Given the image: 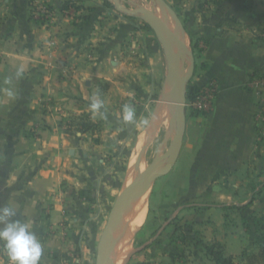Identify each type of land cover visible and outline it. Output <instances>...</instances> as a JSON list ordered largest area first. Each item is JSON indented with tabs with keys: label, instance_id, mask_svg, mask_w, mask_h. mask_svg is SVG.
<instances>
[{
	"label": "crops",
	"instance_id": "0c3cea01",
	"mask_svg": "<svg viewBox=\"0 0 264 264\" xmlns=\"http://www.w3.org/2000/svg\"><path fill=\"white\" fill-rule=\"evenodd\" d=\"M40 3L52 12L47 24L37 20ZM103 4L0 0V206L15 207L17 218L31 224L43 245L39 264H94L105 221L93 162L125 127L111 115L113 101L140 96L156 75L154 46L143 25ZM194 14L197 18L185 20L199 49L185 82L186 104L210 79L218 91L204 118L185 105L183 140L172 169L180 164L201 195L202 203L195 204L200 212L185 218L200 225L213 221L218 233L210 240L238 262L253 239L245 240L238 220L226 225L224 211L239 207L250 213L264 205V126L258 136L256 96L245 88L249 73L264 71V0H204ZM101 81L107 92L99 88ZM97 91L107 119L90 111ZM72 115L103 119L102 127L76 135L74 126L63 125ZM149 248L138 254L147 256L144 264H212L201 252L176 256ZM115 256L114 250V263ZM0 262L8 264L2 249Z\"/></svg>",
	"mask_w": 264,
	"mask_h": 264
},
{
	"label": "rangeland",
	"instance_id": "374dc122",
	"mask_svg": "<svg viewBox=\"0 0 264 264\" xmlns=\"http://www.w3.org/2000/svg\"><path fill=\"white\" fill-rule=\"evenodd\" d=\"M161 1L170 9V11L161 3ZM107 2H110L112 7H106L105 4ZM120 2L122 6L129 9H135L138 6L153 9L155 6L160 5L167 10L170 22L168 26L169 28L164 26L162 28V34H167L168 41H171L168 35L169 30L172 34L182 32L181 34H183L185 39L186 53H184L183 56L179 55L178 61L182 65L186 78L189 77L192 69V59L195 55H197L199 49L197 48L194 51L191 50L193 41H197V39L194 38L195 34L192 31L186 29L187 26L185 25V20L187 18V21L189 22L192 16L197 18V15L194 13L197 10H200V6L204 4V0H120ZM102 3H104L103 5H105L106 8L122 15V18H126L128 16L126 13L117 10L112 0H102ZM131 17L134 18L135 23L143 25L146 32L145 34L151 37V43L154 46L156 55L153 64V67L156 69V75L151 76L150 87H145L140 96L129 97L128 100L122 98L120 100L113 101L114 109L112 110L111 115H114L117 119L121 120L122 105L130 103L136 108L137 121L148 118L150 120V125L149 127L134 126V132L133 125L129 124V128L121 127L116 133L114 132V135L110 138V146H107L106 151L101 152L100 156L93 162L98 170V179L100 180V183H102L100 186L101 191H99V196L100 201L103 204L105 222L119 191L127 185H130L156 158L164 155L175 133V118L171 112L170 104H167L168 111L166 114L160 119L157 117V120H160V123L154 116L155 108L160 103L159 99L162 97L161 95L165 92L168 84L165 53L159 40L147 25L143 14L138 12L131 15ZM173 17L178 20L184 32L179 26H176V22ZM187 59L189 60L188 62ZM99 88L102 89L103 92H107L108 90L103 81L99 83ZM166 93H168V91H166ZM153 118L155 119L154 121H152ZM162 120L164 122H162ZM154 123L155 129L148 133V137H145L147 128H150L151 124ZM75 132L76 135L86 133H82L81 130L78 129L77 125L75 126ZM151 132L153 133L151 134ZM142 136H144V138ZM166 163L167 159L165 158L162 162L158 163L156 168L162 167ZM180 169L181 166L178 164L175 169L170 170V172L166 175L154 180L152 184L144 190L147 198L144 220L138 231L132 237V250L129 257H127L126 260L122 261L120 264H144L147 256L142 258L141 254L139 258L138 254L144 251V245L147 243H150L149 249L151 251H156L160 254H176V256L182 254L183 256H188L190 253L195 251L196 253L201 252L202 257L206 256L204 245L212 243L213 241L210 239L215 237V234L218 232L216 233L217 229L215 228V224L209 218L202 221L201 225L195 223L194 221L192 222V218H185V214L196 215L200 212L201 209H198L195 204L198 202L202 203V201L199 200L201 199V195L194 187L190 186V177L183 174ZM259 196L260 195L258 193L257 197ZM262 196H264V193ZM240 210H242V212H240ZM249 210L252 212L246 213V208L240 209L239 207L236 211H233L232 208L227 209L224 211V213H226L224 220L226 225L229 226L232 225L233 221L238 220L240 222L241 229L244 230L245 240H248L246 237L252 236V242H254L256 234L251 228L246 230L244 229V224H242L241 221V217L243 216L242 213H246V216H243L246 218L251 217L254 214L262 217L263 214L261 216V211L264 210V205H261V207L256 210H252L251 208H249ZM214 217L216 218L217 216L215 215ZM157 220L160 222L157 229L158 232H156V234L154 233V236L151 232V228L158 225V222H156ZM105 222L102 225L103 227ZM247 222L251 223L248 219ZM122 223L123 221L121 216L112 239L108 244V249L106 251V264H116L114 263L112 256L116 242L121 234ZM174 225L175 227H179L178 231L175 230ZM205 231H207L206 234H204ZM151 234L154 237L149 240ZM197 240L200 241L199 244H197ZM251 246L252 247L247 245L245 248H247L248 251H257L254 243ZM95 261L96 250L94 255V264Z\"/></svg>",
	"mask_w": 264,
	"mask_h": 264
},
{
	"label": "water",
	"instance_id": "95a60500",
	"mask_svg": "<svg viewBox=\"0 0 264 264\" xmlns=\"http://www.w3.org/2000/svg\"><path fill=\"white\" fill-rule=\"evenodd\" d=\"M112 2L117 10L127 15H134L138 12L142 13L147 25L159 40L165 53L167 82L169 86L168 93L170 96L169 104L176 125L173 139L164 155L156 158L128 187L122 188L116 196L96 245L95 264H106L107 245L112 239L121 215L126 212L128 207L142 191L147 189L154 180L166 175L174 166L184 135L185 105L187 99L185 92L186 76L183 73V68L179 64L174 50L162 34L164 24L155 16L154 11L143 6L129 9L122 6L120 0H112ZM165 158L167 159V163L162 167L156 168L158 163L162 162Z\"/></svg>",
	"mask_w": 264,
	"mask_h": 264
},
{
	"label": "clouds",
	"instance_id": "9594fccd",
	"mask_svg": "<svg viewBox=\"0 0 264 264\" xmlns=\"http://www.w3.org/2000/svg\"><path fill=\"white\" fill-rule=\"evenodd\" d=\"M23 69H18L17 76H20ZM9 97H13L11 90L7 91ZM92 114L100 115L107 119L104 112V101L100 98L99 91L90 98L89 104ZM121 120L125 124L138 127L150 125L148 118L137 121L136 108L125 103L121 108ZM18 217V211L13 206H0V248L7 257L8 264H39L43 254V245L37 238L32 226L28 222H22ZM2 264V262H0Z\"/></svg>",
	"mask_w": 264,
	"mask_h": 264
},
{
	"label": "bare ground",
	"instance_id": "6f19581e",
	"mask_svg": "<svg viewBox=\"0 0 264 264\" xmlns=\"http://www.w3.org/2000/svg\"><path fill=\"white\" fill-rule=\"evenodd\" d=\"M161 3L164 5V3L162 1H161ZM164 6L170 11V9L166 5H164ZM152 10L154 11L155 16L164 24V26L169 28L168 26H169L170 22H169V15L167 13V10L160 5L155 6ZM172 20H174V19H172ZM173 26H175V25H173ZM181 33H176V34L173 33L172 34V32L169 30L168 35H169V38L171 39V41H168L167 34H163L164 37L169 42L172 49L174 50L177 59H178L179 55L183 56L184 53H186L185 52L186 51L185 50V39H184L183 34H181ZM184 58H185V56H184ZM188 61L189 60L187 59V62ZM187 62H186V64H187ZM179 64H180V62H179ZM183 73H184V70H183ZM184 75H185V73H184ZM168 88H169V86L167 84L165 92L162 93V95H161L162 97L159 99L160 103L155 108L154 116H155L156 120H157V117H159L158 119H160L168 111L167 104H169V97H170L169 93H166V91H168ZM155 119L153 118L152 121H154ZM163 120H162V122H164ZM157 121L159 122L160 120H157ZM157 125H159V124H157ZM154 127H155V123L151 124L150 128H147V131H146L147 133L145 134L146 135L145 137H148V133H150L151 130L155 129ZM152 133L153 132H151V134ZM142 137L144 138V136H142ZM128 186L129 185H127L126 187H128ZM146 202H147L146 192L142 191L138 195V197H136V199L132 202V204L128 207L126 212L121 215L122 221H123L122 226H121L122 237H121L120 242H119L120 238L117 240L115 248H114L115 254H116L115 261L117 264H120L122 261H124L132 250V237L138 231V229L140 228V226L144 220V216L146 213ZM107 249H108V246H107Z\"/></svg>",
	"mask_w": 264,
	"mask_h": 264
},
{
	"label": "trees",
	"instance_id": "16d2710c",
	"mask_svg": "<svg viewBox=\"0 0 264 264\" xmlns=\"http://www.w3.org/2000/svg\"><path fill=\"white\" fill-rule=\"evenodd\" d=\"M69 1V0H68ZM68 5L65 4L62 7L63 9H66ZM106 7H112L110 2L106 3ZM197 41H193L191 50L194 51L197 49ZM199 51V50H198ZM193 96H190V99ZM103 124V119L99 121H91L89 116L84 115H72L70 117V120L66 121L63 125L66 130H71L73 126H78V129L81 130V132H92L96 130H100ZM126 128H129V124L124 125ZM134 126H133V132H134ZM132 132V134H133ZM262 187H264V181H262ZM253 199V195L251 197ZM252 201L248 202L247 204H250ZM228 207H224V209H227ZM248 218L242 217V224H244V228L246 229H253L256 234V239L254 240V246L257 248V251H248L247 248H243L239 255L238 262L233 261V258L231 255H226L224 252V247L221 243L217 241H213L209 245H204L205 254L209 256L210 260H212V264H264V217L253 215L250 217L251 223L248 224L247 222ZM174 228L176 231H178V226ZM158 229V228H157ZM157 229H155L152 233L154 234ZM152 235V234H151ZM197 244H199V240H197ZM150 245H145L144 248H149Z\"/></svg>",
	"mask_w": 264,
	"mask_h": 264
},
{
	"label": "built area",
	"instance_id": "2783aa9c",
	"mask_svg": "<svg viewBox=\"0 0 264 264\" xmlns=\"http://www.w3.org/2000/svg\"><path fill=\"white\" fill-rule=\"evenodd\" d=\"M36 17L43 24H47L52 18V12L47 5L41 3L37 7ZM54 44L53 41L49 43L50 49L47 51L48 55H51ZM245 88L256 96L255 105L257 111L254 115V125L258 136H260L263 133L264 126V71L249 73L245 81ZM217 91V81L210 79L193 94V97L188 101L186 106H189L193 112L204 118L213 107Z\"/></svg>",
	"mask_w": 264,
	"mask_h": 264
}]
</instances>
